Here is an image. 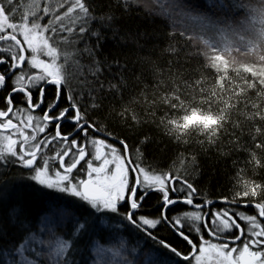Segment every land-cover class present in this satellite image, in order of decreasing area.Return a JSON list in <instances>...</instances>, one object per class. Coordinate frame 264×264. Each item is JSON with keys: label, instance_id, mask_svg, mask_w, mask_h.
<instances>
[{"label": "snow or ice", "instance_id": "1", "mask_svg": "<svg viewBox=\"0 0 264 264\" xmlns=\"http://www.w3.org/2000/svg\"><path fill=\"white\" fill-rule=\"evenodd\" d=\"M129 3L41 0L17 19L16 0H0V42L8 45L0 49V264H108L112 248L102 240L126 254L119 264H264V0H208L245 9L243 22L167 0L170 17L201 25L183 26L187 42L208 33L224 41L205 40L183 61L170 45L175 79L159 97L140 87L163 75L159 64L138 58L137 75L129 57L121 63L103 51L106 33L119 48L131 47L124 38L149 40L127 29ZM85 58L86 94L70 85ZM152 125L184 145L192 165L212 147L244 155L230 195L207 199L190 177L150 159ZM180 206L195 210L182 220L170 214Z\"/></svg>", "mask_w": 264, "mask_h": 264}, {"label": "trees", "instance_id": "2", "mask_svg": "<svg viewBox=\"0 0 264 264\" xmlns=\"http://www.w3.org/2000/svg\"><path fill=\"white\" fill-rule=\"evenodd\" d=\"M30 1L31 0H16V6L18 8L16 17L21 13L22 7H25ZM188 2L198 6L201 10L206 11L210 16L213 13H216L219 16L227 14L230 19L243 22L244 17L247 14L245 9L234 8L231 12H227L226 9H221L220 6L213 8L208 4V0H188ZM166 5L167 0H130L129 5L127 6L130 9V14L124 17L125 25L130 33L139 32L141 36L147 33L149 40L145 43L143 39L134 41L131 38H124L120 42L127 43L131 47L119 48L114 43L112 34L106 33L103 48L105 56L108 55L110 51L113 54L119 53L121 56V63L124 62L123 57H129L132 64L136 65L137 75H139L140 68L138 58L151 59L156 64H159L161 67L157 69V72H163V75H157L151 79V83L145 81L144 85L140 86L141 88L147 86L150 89L149 94L156 95L157 97H159V95L162 94L163 89L175 79V77H169L167 74V65L171 63L172 60L176 59L175 54L169 49L170 45L172 48L181 52L179 59L183 61L187 54L206 49L208 46L204 43L205 40H207L209 44H218L220 47H223L224 41L222 36L208 33L203 35L199 43L187 42L186 36L179 35V32L183 31V26L190 25L199 32L201 25L193 24L192 21L180 16L170 17L167 14ZM174 24L175 27H173ZM257 26H259L258 22ZM174 31L177 32V36L175 39H172L170 38V34ZM190 34L191 33H188V35ZM92 42L94 43V40ZM7 46L8 45L6 44L0 43V49ZM83 46V44L80 45V47ZM208 50L210 51V49ZM79 63L84 67L78 69L73 65L71 71L75 73V77L70 81V85L78 92L82 91L86 94L89 87L88 82L92 80V77L89 74L90 63L86 58L80 60ZM81 70L84 73V77H87V81L84 80V77L79 75ZM117 71L116 68L112 69V72L114 73ZM157 81H159V85L157 84ZM113 83H115V81H113ZM173 86L175 85L173 84ZM133 98L138 99L135 96ZM85 102H88L87 97L85 98ZM63 106L64 105L62 104L61 107ZM34 113L38 116L42 115L39 110ZM64 127L67 128L68 126L64 125ZM149 134L156 137L158 145V147L153 146L150 149V159L154 157L159 162L161 168H172L177 175L190 177L189 182H193L194 185H198L202 188V195L207 199H219L221 194L230 195V181H232L233 176L236 175L237 168L244 167V155L237 153L224 155L226 152L231 153V149L227 147L219 149L212 147L207 149L204 154H198L196 164L192 165L190 161L183 159L184 156L191 155V153H185L184 145H179L177 147V141L174 139L169 143L168 140L164 139L165 134L158 130L155 125H152L149 129ZM41 138H43V136ZM237 152H239V150H237ZM234 161L239 162L237 167H233ZM156 202L157 198L153 196L145 205L146 209L151 210ZM194 203H202L201 198H195ZM215 207L222 208L224 205L219 203L215 205ZM194 210L195 209L191 207L180 206L173 209L170 214H179L183 220V214L185 212ZM237 210L247 211L248 214H254L251 209L246 210L240 208ZM41 227L42 225L37 222L35 228L37 236H39ZM205 239H209V237L206 236ZM100 243L104 247L112 248V253L105 258L108 261V264H119V261L126 255L125 253L119 252L118 246H114L112 242L102 240Z\"/></svg>", "mask_w": 264, "mask_h": 264}, {"label": "rangeland", "instance_id": "3", "mask_svg": "<svg viewBox=\"0 0 264 264\" xmlns=\"http://www.w3.org/2000/svg\"><path fill=\"white\" fill-rule=\"evenodd\" d=\"M45 2H47V0H45ZM39 3H41V0H31L30 2H29V4H27V5H25V7H22V11H21V13L19 14V16L17 17V19H19L20 17H22V16H24V15H27V14H29L31 11H33L34 10V5L35 4H39ZM0 43H2V44H4L3 42H0ZM32 115H34L35 117H39L36 113H32ZM22 118H26V115L25 116H23ZM30 134V133H29ZM39 135H41V134H39ZM43 136V134L41 135V137ZM58 147V146H57ZM49 155H54V153L53 152H50L49 153ZM239 211V210H238ZM209 239H210V237H209ZM29 258H31V257H29Z\"/></svg>", "mask_w": 264, "mask_h": 264}, {"label": "bare ground", "instance_id": "4", "mask_svg": "<svg viewBox=\"0 0 264 264\" xmlns=\"http://www.w3.org/2000/svg\"><path fill=\"white\" fill-rule=\"evenodd\" d=\"M15 171V170H14ZM6 259L5 257H1L0 260Z\"/></svg>", "mask_w": 264, "mask_h": 264}, {"label": "flooded vegetation", "instance_id": "5", "mask_svg": "<svg viewBox=\"0 0 264 264\" xmlns=\"http://www.w3.org/2000/svg\"><path fill=\"white\" fill-rule=\"evenodd\" d=\"M3 70V67L2 66H0V71H2Z\"/></svg>", "mask_w": 264, "mask_h": 264}]
</instances>
